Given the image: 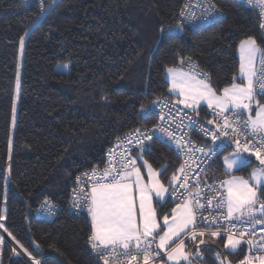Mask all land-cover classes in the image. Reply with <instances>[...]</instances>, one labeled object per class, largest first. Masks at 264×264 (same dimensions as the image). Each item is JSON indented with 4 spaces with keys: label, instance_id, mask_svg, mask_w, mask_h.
<instances>
[{
    "label": "trees",
    "instance_id": "trees-1",
    "mask_svg": "<svg viewBox=\"0 0 264 264\" xmlns=\"http://www.w3.org/2000/svg\"><path fill=\"white\" fill-rule=\"evenodd\" d=\"M213 1L225 13L221 21L170 33L168 28L177 24L184 0H56L43 22H38L40 5L0 0V224L40 264H101L88 243L90 215L77 216L67 210L75 178L102 165L117 137L157 122L154 116L140 119L141 105L148 107L156 98L175 101L166 77L168 68L193 58L217 93L242 83L240 42L252 37L264 48V30L255 10L243 0ZM50 3L43 1L45 8ZM22 38L21 97L7 186ZM65 64L69 69L62 67ZM258 99L264 104V98ZM198 111L200 120L212 119L205 107ZM151 147L143 159L158 171L169 166L160 176L168 186L181 160L164 143L154 140ZM226 154L214 163L216 176L222 179L229 175L222 163ZM252 161L234 174L250 178L259 164ZM259 196L264 198V189L259 188ZM46 200L60 209L52 222L36 217ZM175 204L169 197L164 204L155 200L159 219ZM205 240L212 247L201 245L202 264H219L210 251H219L232 262L247 255L245 245L238 253H229L223 235ZM185 243L192 247L190 241ZM12 249L4 238L1 264H28Z\"/></svg>",
    "mask_w": 264,
    "mask_h": 264
},
{
    "label": "snow or ice",
    "instance_id": "snow-or-ice-1",
    "mask_svg": "<svg viewBox=\"0 0 264 264\" xmlns=\"http://www.w3.org/2000/svg\"><path fill=\"white\" fill-rule=\"evenodd\" d=\"M37 2L40 4L38 22H43L56 0H51L47 8L43 0ZM247 2L257 4L264 16V0ZM25 3L28 4L29 0ZM222 15L214 4L202 13L203 19L208 22H216ZM180 16L184 22L196 19L190 0L181 9ZM38 22H33L36 27ZM261 27L264 28V24ZM183 28L184 23H178L169 26L168 32H181ZM23 45L22 38L21 50ZM240 60L239 78L244 82L223 88L221 94L206 82V74L168 68L170 95L181 98L171 106L167 100L160 98L153 100L148 107L141 105L140 119L149 120L156 116L157 123L151 128L141 125L123 138L118 137L115 147L108 153L107 167L84 173L87 177L85 182L91 186L90 192H85L83 187L79 188V192L74 190L73 207L79 208L81 203L86 206L91 218L89 243L101 264H202L205 252L201 245L206 249L212 247L206 243L205 237L221 238L222 233L224 248L229 253H238L241 245L247 247L249 254L239 264H264V236L254 231L257 224L264 223V198L258 195V188L264 189V105L256 101L257 94L264 95V48L252 37L242 40ZM258 60L261 65L259 71L256 69ZM180 63L183 65L184 61ZM62 67L69 69L67 64ZM197 75L204 78L198 79ZM202 102L212 110L207 115L214 119L201 122L194 118L199 116ZM254 102L256 111L253 116ZM177 105H182L183 109ZM190 132L209 138L212 147L196 144ZM154 140L168 145L181 160L168 186L160 176L168 171L169 166L165 165L158 171L143 160V154L152 151ZM229 147L233 150L223 157L222 163L230 178L212 184L202 180L200 173H205V167H202L204 161L212 160ZM133 150L135 156L132 155ZM253 157L259 161L260 167L249 174L251 179L231 174L233 170L249 166ZM138 160L141 164L137 163ZM142 166H146V174L141 172ZM193 173L196 175L193 176ZM80 179L77 178L78 181ZM192 180L194 184L190 183ZM166 196L181 202L171 210V218L163 216L162 228L153 206V197L161 203L166 202ZM206 206L211 209L209 215L203 214ZM42 210H46L49 216L55 215V206L51 201H44L37 209L38 212ZM0 219L3 217L0 216ZM3 227L0 224V228ZM4 230L7 232L6 228ZM8 235L16 239L10 232ZM185 240L190 241L191 248ZM3 242L4 237L0 236V245ZM16 243L33 264H40L20 241ZM12 251L20 255L15 248ZM208 254L219 264H231L227 256H222L219 251Z\"/></svg>",
    "mask_w": 264,
    "mask_h": 264
},
{
    "label": "built area",
    "instance_id": "built-area-1",
    "mask_svg": "<svg viewBox=\"0 0 264 264\" xmlns=\"http://www.w3.org/2000/svg\"><path fill=\"white\" fill-rule=\"evenodd\" d=\"M22 1L24 2V4L26 6H33L35 4L40 5L37 2V0H29V3L28 4L25 3V0H22ZM190 2L192 4L193 11L195 13L196 19H194L192 21H189V22H184L182 20L181 16H180V12H181V10H180L179 17H178V20H177V24L183 22L184 23V27L189 28L191 30H198V29L207 27L209 25H212V24H214V23H216L218 21H221L225 17L224 16L225 13L215 4V2L213 0H190ZM244 2H245V4L248 7L252 8L253 10H255V12L258 15V18L260 20L261 25L264 24V16H262L260 7L257 6V4H255V3L249 4L247 2V0H244ZM186 3H189V0H184V4H183L182 8L184 7V5ZM198 4L202 5V7H196V5H198ZM210 4L216 5V7L219 9V11L222 12V14H223L221 17L218 18V20L216 22H208V21H205L203 19L202 13L204 12V9L207 8ZM209 20H211V17H209ZM262 29L264 30V28H262ZM183 61H184V64L182 65L181 63H179V65L176 68L184 69L185 71H187V72H189L191 74H197V73L204 74V72H202V70L200 69L197 61L194 60L193 58H185ZM189 61L191 62L190 64H189ZM260 67H261V65H260V62L258 60V63H257V70L258 71H259ZM197 77L198 78H204L203 75H197ZM257 97L264 98V95L257 94ZM161 100L162 101L167 100L169 102V106H171L172 103H175V101H172V100L167 99V98H163ZM177 107L179 109H183L180 105H177ZM174 111H175V109H174ZM184 111H188V110H184ZM165 112H167V109H165ZM154 117L157 118L156 116H154ZM194 118L200 120L197 116H195ZM212 119H214L213 116H212ZM157 121H158V118H157ZM200 121L201 122H204L202 120H200ZM152 126H150L148 128H151ZM126 134L127 133H125V134H123V135H121L119 137L120 138H123ZM189 135L196 142V144H198V145H207V147H209V148L212 147V142H211V140L209 138L204 137L202 135H198L196 132H190ZM117 138L108 147V149H107V151L105 153L104 163L102 165L94 166L93 168H91L89 170H86V171L78 174L77 177L75 178L74 187L72 189V192L70 194L69 201H68V209L67 210H68L69 213H72V214L77 215V216L89 215L88 212H87V210H86V206L83 203H81V206L79 208H74L73 207L74 190H76L77 192H79V188L80 187H83L85 192H90V187L91 186H90V184H88V183L85 182V181H87V177L84 176V173H91V171L93 169H97L98 171L99 170H103L105 167H107L108 153H109V151L111 149H113L115 147V142H116ZM232 150L233 149L231 147H229L227 150L221 152L218 156L213 157L212 160H207L206 159L204 161V165H202V167H205V173H200V178L202 180L206 179V181H207L208 184H212V183H214L216 181L224 180V179L219 178V177L216 176V169L214 168V163H215L216 159H218L221 156V154H223L225 152L230 153V152H232ZM134 153H135V150L132 151V155L133 156H134ZM197 173H199V169H197ZM195 175H196V173H193V176H195ZM78 177L81 178L80 181L77 180ZM190 183H193L194 184V180L190 181ZM176 187L179 188V185H177ZM169 191L171 192L172 191V188H170ZM180 191H183V190L180 189ZM169 199L171 200V202H174V203H180L181 202L180 200H178V199H176L174 197L173 198H169ZM48 201H51V200H48ZM51 202L55 206V215H52V216L47 215L46 214V210H42L40 212L36 211V217L39 220H42V221H45V222H52L58 216L59 211H60L59 206L57 205L56 202H54V201H51ZM202 202H204V201L202 200ZM210 211H211V209H207V206H206V210L203 212V214L204 215H209V212ZM213 230H215V229H213ZM254 231H256L258 233V235L264 236V223H261L259 225H256L255 228H254ZM222 235H223V233H222ZM88 243H89V237H88ZM89 246H90V243H89ZM90 249H91V252H92L93 256L95 258H97L96 254L94 253V251L91 248V246H90ZM246 250H247V247H246ZM248 254L249 253H248V250H247V255ZM256 254L258 255L259 253H256Z\"/></svg>",
    "mask_w": 264,
    "mask_h": 264
},
{
    "label": "rangeland",
    "instance_id": "rangeland-1",
    "mask_svg": "<svg viewBox=\"0 0 264 264\" xmlns=\"http://www.w3.org/2000/svg\"><path fill=\"white\" fill-rule=\"evenodd\" d=\"M244 1V0H243ZM173 33H180V32H173ZM24 40V45H25V39H23ZM24 45H23V50H21V47H20V49H19V56H18V69H17V75H16V84H15V88H14V93H13V98H14V107H13V118H12V126H11V137H10V142H9V154H8V168H7V186H8V181H9V169H10V163H11V160H12V152H13V141H14V136H15V132H16V126H17V116H18V108H19V101H20V97H21V71H22V65H23V57H24ZM238 55H239V57H240V46H239V49H238ZM240 62H241V60H240ZM258 62V61H257ZM257 65V64H256ZM256 69H257V67H256ZM183 71V70H182ZM184 72V71H183ZM187 73V72H186ZM169 79H171V78H169ZM17 81H19V87L17 88ZM236 84H238V83H236ZM230 87V86H229ZM218 94H221V93H218ZM256 101H258L259 102V99H258V97H256ZM259 104H261V103H259ZM261 105H264V104H261ZM253 116L255 115V111H256V103L254 102L253 103ZM10 157V158H9ZM255 159V158H254ZM144 160V159H143ZM226 167V166H225ZM258 167H260V164H257L253 169H256V168H258ZM234 171L235 170H233L232 171V175H235V176H239V177H243L244 179H251V178H245L244 176H242V175H239V174H234ZM253 171V170H252ZM141 172L142 173H145L146 174V172H147V168H146V166H142L141 167ZM230 178V175H228L227 177H225V179L224 180H226V179H229ZM148 178H147V176L145 175V180H147ZM7 186H6V196H7ZM258 195H259V188H258ZM168 198H167V196L165 197V201L167 200ZM155 197H153V206L155 207ZM165 202H161V204H164ZM177 204V203H176ZM176 204H175V206H174V208L176 207ZM156 209V208H155ZM157 211V210H156ZM169 214V213H168ZM168 214H165V215H168ZM164 216V215H163ZM163 216H162V218H163ZM170 217V216H169ZM157 218H158V220L161 222V227L163 228L164 227V225H163V223H162V218H161V220L159 219V217H158V214H157ZM171 218V217H170ZM257 225H259V224H257ZM0 230L4 233V235H7V233L5 232V230L3 229V228H0ZM2 235V234H1ZM3 236V235H2ZM4 237V236H3ZM8 238H9V240L11 241V242H9V241H7V242H9L11 245H12V247L13 248H15V245H16V247L18 246L19 247V245L15 242V241H13L12 240V238L8 235L7 236ZM6 239V238H5ZM241 247H242V245H241ZM20 248V247H19ZM16 249V248H15ZM16 251L17 252H19L20 253V251H22L21 249H16ZM19 256H21L22 257V254L20 253V255ZM27 256V255H26ZM28 257V256H27ZM23 258V257H22ZM29 258V257H28ZM24 259V258H23ZM30 259V258H29ZM25 260V259H24ZM39 260V259H38ZM26 261V260H25ZM40 261V260H39ZM27 262V261H26ZM28 264H33V262H31V259H30V263L29 262H27ZM0 264H1V257H0ZM231 264H239V262H232L231 261Z\"/></svg>",
    "mask_w": 264,
    "mask_h": 264
},
{
    "label": "crops",
    "instance_id": "crops-1",
    "mask_svg": "<svg viewBox=\"0 0 264 264\" xmlns=\"http://www.w3.org/2000/svg\"><path fill=\"white\" fill-rule=\"evenodd\" d=\"M240 58V57H239ZM258 63V62H257ZM256 63V64H257ZM256 67H257V65H256ZM175 69H179V70H183L185 73L187 72V71H185L184 69H181V68H175ZM187 73H189V72H187ZM166 77H167V80H168V82H169V85H170V89H171V79H169L170 78V75L168 74V73H166ZM198 78V77H197ZM198 79H200V78H198ZM242 80V79H241ZM244 81L242 80V83H243ZM238 84H240V83H238ZM174 95V94H173ZM174 97H175V101H177L178 99H180L181 97H178V96H176V95H174ZM182 108H183V106L182 105H180ZM201 107H205L206 109H207V111L208 112H210V111H212L211 109H208L207 107H206V105L202 102L201 103V105H200V108ZM231 153V152H230ZM230 153H228V154H226V155H229ZM254 159V158H253ZM170 190V189H169ZM168 198V197H167ZM170 217H171V211L169 212V214H168Z\"/></svg>",
    "mask_w": 264,
    "mask_h": 264
},
{
    "label": "water",
    "instance_id": "water-1",
    "mask_svg": "<svg viewBox=\"0 0 264 264\" xmlns=\"http://www.w3.org/2000/svg\"><path fill=\"white\" fill-rule=\"evenodd\" d=\"M0 233L4 236V238H6L7 241L11 242V241L9 240V238H8L6 235H4V233H3L1 230H0ZM15 248H16V249H19V248L16 247V245H15ZM20 253L22 254L21 251H20ZM22 257H23L27 262L30 263V259H27V257H25L23 254H22ZM30 264H31V263H30Z\"/></svg>",
    "mask_w": 264,
    "mask_h": 264
},
{
    "label": "bare ground",
    "instance_id": "bare-ground-1",
    "mask_svg": "<svg viewBox=\"0 0 264 264\" xmlns=\"http://www.w3.org/2000/svg\"><path fill=\"white\" fill-rule=\"evenodd\" d=\"M6 236H8V235H6ZM17 248H19L18 246H17ZM20 249V248H19ZM22 252V254L25 256V257H27L25 254H24V252L23 251H21ZM27 259H29L28 257H27ZM31 262H32V260H31Z\"/></svg>",
    "mask_w": 264,
    "mask_h": 264
}]
</instances>
